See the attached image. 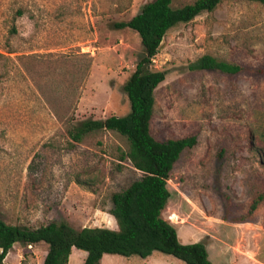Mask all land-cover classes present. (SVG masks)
<instances>
[{
    "label": "rangeland",
    "instance_id": "1",
    "mask_svg": "<svg viewBox=\"0 0 264 264\" xmlns=\"http://www.w3.org/2000/svg\"><path fill=\"white\" fill-rule=\"evenodd\" d=\"M148 1L0 0V216L6 222L38 227L67 220L77 229H118L112 195L142 176L123 159L129 142L105 129L75 142L69 130L85 119L129 112L124 84L144 49L137 31L115 23ZM205 54L242 70L196 68ZM153 63L167 71L155 91L153 135L197 137L171 171L163 217L183 243L204 241L215 264H264V5L223 0L171 28ZM48 248L17 242L5 262L42 264ZM86 257L74 247L70 264ZM102 264L187 263L155 251L147 258L105 254Z\"/></svg>",
    "mask_w": 264,
    "mask_h": 264
},
{
    "label": "trees",
    "instance_id": "2",
    "mask_svg": "<svg viewBox=\"0 0 264 264\" xmlns=\"http://www.w3.org/2000/svg\"><path fill=\"white\" fill-rule=\"evenodd\" d=\"M173 1H148L131 19L115 23L118 28L137 31L144 49L124 84L130 101L129 112L104 119H85L69 130L75 142H82L91 132L103 129L116 131L129 142L123 159L129 160L142 176L112 195L111 214L118 229L88 226L77 229L67 220L31 227L8 223L0 216V264H6L8 253L17 242L25 246L46 242L49 248L42 264H70L74 247L87 251L83 264H102L105 254L147 258L155 251L173 255L187 264H215L204 241L183 243L174 224L163 217L172 196L168 187L171 171L183 151L197 143V137L160 140L153 135L151 123L155 91L167 76L166 70L153 68L164 37L176 25L190 22L205 11H213L223 0H194L180 7H175ZM248 1L264 5V0ZM18 14L22 15L23 11L19 9ZM13 31L16 32V28ZM195 67L231 74L242 70L241 65L210 54L201 56ZM257 205L258 201L253 202L251 210Z\"/></svg>",
    "mask_w": 264,
    "mask_h": 264
},
{
    "label": "built area",
    "instance_id": "3",
    "mask_svg": "<svg viewBox=\"0 0 264 264\" xmlns=\"http://www.w3.org/2000/svg\"><path fill=\"white\" fill-rule=\"evenodd\" d=\"M30 247H32V245H29Z\"/></svg>",
    "mask_w": 264,
    "mask_h": 264
},
{
    "label": "crops",
    "instance_id": "4",
    "mask_svg": "<svg viewBox=\"0 0 264 264\" xmlns=\"http://www.w3.org/2000/svg\"><path fill=\"white\" fill-rule=\"evenodd\" d=\"M72 254V253H71ZM71 256V255H70Z\"/></svg>",
    "mask_w": 264,
    "mask_h": 264
}]
</instances>
